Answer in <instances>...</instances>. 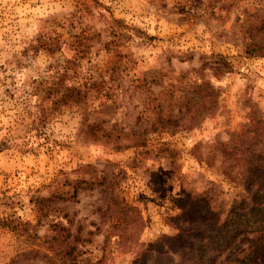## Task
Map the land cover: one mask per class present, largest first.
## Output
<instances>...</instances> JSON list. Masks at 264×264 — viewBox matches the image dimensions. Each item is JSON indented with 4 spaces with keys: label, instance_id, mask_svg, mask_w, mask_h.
<instances>
[{
    "label": "rangeland",
    "instance_id": "rangeland-1",
    "mask_svg": "<svg viewBox=\"0 0 264 264\" xmlns=\"http://www.w3.org/2000/svg\"><path fill=\"white\" fill-rule=\"evenodd\" d=\"M263 16L264 0H0V264H61L56 224L76 264H145L193 193L238 198L222 160L264 119ZM202 80L213 108L174 126ZM117 203L134 209L119 225Z\"/></svg>",
    "mask_w": 264,
    "mask_h": 264
},
{
    "label": "trees",
    "instance_id": "trees-1",
    "mask_svg": "<svg viewBox=\"0 0 264 264\" xmlns=\"http://www.w3.org/2000/svg\"><path fill=\"white\" fill-rule=\"evenodd\" d=\"M257 32L254 52L263 56L264 16ZM193 96L194 102L187 103L182 116L174 119V126H189L203 110L212 109L217 99L216 89L206 80L195 85ZM226 152L224 170L240 186L241 194L223 209L222 196L214 187L193 193L175 216L177 232L162 239L160 248L152 249L153 256H143L145 264H217L244 236H251V242L233 264H264V119L253 116L241 125ZM128 210L134 209L117 207L116 224L123 219L122 211ZM56 227L58 233L49 241L52 255L61 264H76L78 235L72 236L70 229L59 224ZM103 261L101 256L92 264Z\"/></svg>",
    "mask_w": 264,
    "mask_h": 264
}]
</instances>
